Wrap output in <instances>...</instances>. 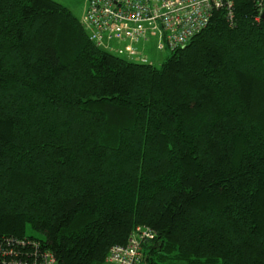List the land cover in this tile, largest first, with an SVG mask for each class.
<instances>
[{
	"label": "trees",
	"instance_id": "16d2710c",
	"mask_svg": "<svg viewBox=\"0 0 264 264\" xmlns=\"http://www.w3.org/2000/svg\"><path fill=\"white\" fill-rule=\"evenodd\" d=\"M227 1L156 67L0 0V247L102 264L142 227L143 264H264V18Z\"/></svg>",
	"mask_w": 264,
	"mask_h": 264
},
{
	"label": "built area",
	"instance_id": "2783aa9c",
	"mask_svg": "<svg viewBox=\"0 0 264 264\" xmlns=\"http://www.w3.org/2000/svg\"><path fill=\"white\" fill-rule=\"evenodd\" d=\"M253 1L258 7L259 22L264 0ZM219 10L233 22V5L227 0H87L80 24L98 47L146 64L148 61L138 46L143 50L144 44L156 39L157 51L182 48L208 26L213 12ZM112 43L123 46L116 49ZM155 235L149 228L136 227L125 245L110 249L102 264H142L143 245L155 239ZM25 246L21 244V248ZM20 258L14 247H0V264H24ZM28 264H56V259L44 251Z\"/></svg>",
	"mask_w": 264,
	"mask_h": 264
},
{
	"label": "rangeland",
	"instance_id": "374dc122",
	"mask_svg": "<svg viewBox=\"0 0 264 264\" xmlns=\"http://www.w3.org/2000/svg\"><path fill=\"white\" fill-rule=\"evenodd\" d=\"M66 8H68L74 16H76L79 20L82 18L84 14L85 2L87 0H53ZM122 44L112 43V47L114 48H122ZM141 45L138 46V50L142 52V54L146 57L149 64L153 66H160L161 63L169 56L170 52L168 51H157L156 50V39H151L147 44L144 45V49L141 50ZM115 54V53H113ZM27 235H34L31 229L27 228Z\"/></svg>",
	"mask_w": 264,
	"mask_h": 264
},
{
	"label": "water",
	"instance_id": "95a60500",
	"mask_svg": "<svg viewBox=\"0 0 264 264\" xmlns=\"http://www.w3.org/2000/svg\"><path fill=\"white\" fill-rule=\"evenodd\" d=\"M262 18H264V11H263V13H262Z\"/></svg>",
	"mask_w": 264,
	"mask_h": 264
},
{
	"label": "crops",
	"instance_id": "0c3cea01",
	"mask_svg": "<svg viewBox=\"0 0 264 264\" xmlns=\"http://www.w3.org/2000/svg\"><path fill=\"white\" fill-rule=\"evenodd\" d=\"M86 2H87V1H86ZM86 2H85V5H86ZM85 5H84V6H85ZM84 11H85V8H84ZM146 44H147V43H146ZM144 45H145V44H144ZM144 48H145V47H144Z\"/></svg>",
	"mask_w": 264,
	"mask_h": 264
},
{
	"label": "bare ground",
	"instance_id": "6f19581e",
	"mask_svg": "<svg viewBox=\"0 0 264 264\" xmlns=\"http://www.w3.org/2000/svg\"><path fill=\"white\" fill-rule=\"evenodd\" d=\"M143 264V263H142Z\"/></svg>",
	"mask_w": 264,
	"mask_h": 264
}]
</instances>
